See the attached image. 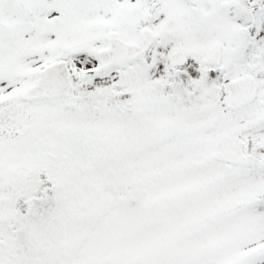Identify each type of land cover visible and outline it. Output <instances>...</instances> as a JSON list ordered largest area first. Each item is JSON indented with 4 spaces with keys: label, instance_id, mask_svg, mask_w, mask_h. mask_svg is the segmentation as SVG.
Listing matches in <instances>:
<instances>
[{
    "label": "snow or ice",
    "instance_id": "obj_1",
    "mask_svg": "<svg viewBox=\"0 0 264 264\" xmlns=\"http://www.w3.org/2000/svg\"><path fill=\"white\" fill-rule=\"evenodd\" d=\"M0 264H264V0H0Z\"/></svg>",
    "mask_w": 264,
    "mask_h": 264
}]
</instances>
